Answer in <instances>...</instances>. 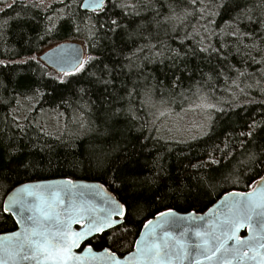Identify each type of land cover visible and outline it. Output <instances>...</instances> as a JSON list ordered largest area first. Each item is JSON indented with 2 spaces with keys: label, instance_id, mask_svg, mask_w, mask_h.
I'll return each instance as SVG.
<instances>
[{
  "label": "snow or ice",
  "instance_id": "snow-or-ice-1",
  "mask_svg": "<svg viewBox=\"0 0 264 264\" xmlns=\"http://www.w3.org/2000/svg\"><path fill=\"white\" fill-rule=\"evenodd\" d=\"M0 3L3 13L17 0ZM19 4L15 16L0 19V106L8 109L0 117V264H88L97 257L122 264L131 255L119 254L127 234L138 230L144 237L148 228L146 239L136 238V264H200L201 258L264 264V0ZM65 30L83 37L80 48L56 44L43 58L21 56ZM44 102L55 106L46 112ZM172 105L200 117L191 140L227 129L223 141L203 150L204 158L188 160L179 179L165 161L173 150L166 145L188 141L177 138L182 128L171 117L180 113ZM38 107L56 114V134L34 118ZM68 109L72 116L61 124ZM42 137L73 150L87 141L70 154L83 156L116 195L104 183L22 182V173L42 163L28 151ZM153 150L149 174L142 175L139 157ZM237 150V166L211 167ZM69 163L76 168L83 161ZM239 169L255 172L257 187L225 193L223 211L209 209L211 218L198 214L195 206L218 185L245 180ZM181 199L192 211L175 210ZM149 203L160 207L136 229Z\"/></svg>",
  "mask_w": 264,
  "mask_h": 264
},
{
  "label": "trees",
  "instance_id": "trees-1",
  "mask_svg": "<svg viewBox=\"0 0 264 264\" xmlns=\"http://www.w3.org/2000/svg\"><path fill=\"white\" fill-rule=\"evenodd\" d=\"M7 2L11 3V0H7ZM0 7H3V4L0 3ZM20 11V4L19 0H17V4L13 9H6L3 13H0V19H6L11 16H15L16 12ZM35 11V10H33ZM43 13L37 12V21H39L42 18ZM148 13H145V16H148ZM227 19V16H222L219 20V23H222L223 20ZM192 23H195V21H192ZM150 30H152L150 28ZM14 37L11 35V32L9 33V46H12V43L14 41ZM80 39L83 41L82 36H77L75 33L70 31H62L61 33L50 37L48 40H46L40 47L36 50H34L31 53L28 52H22L21 56L33 54L36 55L41 49L44 47H49L50 45L56 44L61 41L66 40H75ZM155 67V66H153ZM48 71L55 75L53 70L48 68ZM5 96L8 95V93H4ZM67 95V94H66ZM55 105L50 102H44L42 104V108L45 110L50 107H54ZM173 108L179 110L176 105H172ZM63 110V109H61ZM8 109L0 106V117L5 115L7 113ZM36 111V115L34 113V118L37 119L38 116H40L39 112L40 108L34 109ZM72 116L71 109H68L65 116H62V119H67ZM51 131V130H50ZM223 131H227V129H221L217 128L215 130V133L211 135V139L208 137H203L199 140H191L190 138H187V143H179V144H168L166 147H171L173 150L168 153L165 152V161L168 165H170V171L172 173V176L174 178L179 179L184 175L183 168L184 165L188 163L189 159H193L194 157L199 156L200 158H204V149L209 148L213 143H219L224 140V136L222 134ZM54 134H56V131H53ZM29 135L31 136L32 133L30 132ZM37 143V147L35 149L29 147L28 151H32L34 153H38L37 160L40 161L41 157L42 163L38 164V167L35 171L29 170L27 173H22L19 177V179L22 182H26L29 179L31 181L33 180H40V179H51L56 177H69V178H77V179H85V180H91V181H99L101 183H104L105 186L110 190L113 191V188H109L107 181L100 175V173L94 168L91 167L87 160L80 155L73 156L70 153L73 151L81 152L83 151V148L87 145V141L83 145H79V141H77L79 147L76 150L68 149L64 145L56 142L53 137H42L39 141H35ZM149 147H151V144H149ZM43 149V151H41ZM161 151H164V148H161ZM156 155L155 150H153L152 155H148L147 153L141 155L139 157V166L142 168L141 174L142 175H148V169L151 167L152 159ZM221 154L219 152L216 153V156L219 157ZM185 156H187V159H185ZM73 159H79L82 160L83 163L81 166L73 168L70 165V161ZM242 159V157L239 155V150H237V153L235 154L234 158L229 157L228 159L221 160V163L218 165H212V168L220 169L223 171H227L232 169L234 166H237V162ZM49 160L51 163L49 164ZM241 172L246 173L245 180L242 181L239 184H220L217 186L216 191L212 193L210 197L203 198L195 207L196 211L200 212L206 209L209 205H211L222 193L232 190V189H238V190H248L252 187L254 184L253 181H256L259 179V176H264V171H259V176L255 174V172L247 173L245 169H239ZM114 195H116V192L113 191ZM175 210L185 212L192 211V208H190L182 199L176 200L174 202ZM160 206L156 204L149 203L147 207L145 208L144 212L140 214V223L136 225V229H140L143 220L147 219L149 217H152L155 215V210H157ZM162 210V209H161ZM138 230H134L132 232H129L126 236V239L124 241V246L120 249V255L124 254L125 252L132 249L133 242L138 234ZM104 242L101 241L100 243L94 244V248H102L104 247Z\"/></svg>",
  "mask_w": 264,
  "mask_h": 264
},
{
  "label": "water",
  "instance_id": "water-1",
  "mask_svg": "<svg viewBox=\"0 0 264 264\" xmlns=\"http://www.w3.org/2000/svg\"><path fill=\"white\" fill-rule=\"evenodd\" d=\"M57 44H68V45H71L73 48H80L82 43L79 42V41H75V40H66V41H62L60 43H57ZM56 45V44H55ZM55 45H53L52 47H55ZM49 49V48H48ZM45 50L44 52H42L41 54H39L38 56H40L41 58H43V55L46 51ZM41 62L42 63H45V61L43 59H41ZM49 68L53 71H57V69L54 67V66H49ZM68 179H71L72 181H74L75 183H77L78 185L80 184H98V183H101L99 181H91V180H85V179H77V178H69V177H56V178H51V179H40V180H33V182L35 181H41V182H54V181H66ZM28 182V181H26ZM106 187V186H105ZM254 187H257V185L254 183L252 185V187L248 190H238V189H232V190H229V191H226L224 193H222L211 205H209L206 209H204L203 211H200V212H197L198 214L200 215H204L206 213L209 214V217L211 218V215L212 213H209V209H213V213H217L219 211H223V209L221 208V203H222V198H224L225 200L227 199L225 197V193H243V192H249L251 191L252 188ZM107 188V187H106ZM108 191H110L108 189ZM114 194V193H113ZM104 193L103 191H100L99 192V196H103ZM99 199V197H98ZM215 206V207H214ZM177 211V210H176ZM179 212L180 214H184V212H181V211H177ZM155 216V215H154ZM154 216L152 217H149L147 219H154ZM143 226V223L141 225L140 228H142ZM73 227H78L77 225H74ZM151 229L148 228V229H144V233H145V236L144 237H140V232H138L136 238L140 237L142 240L143 239H146L147 238V233L150 231ZM242 235H248L247 231L246 230H242ZM136 238L133 242V246H132V249H130L129 251L125 252L123 255H128L129 253H131V255H128V261H123L122 260V264H136V248L134 247L135 245V241H136ZM96 252H100L101 250H95ZM88 264H103V261L101 258L97 257L95 259H89L88 260ZM183 264H188V261H184ZM200 264H207V262L203 261L202 258L200 259Z\"/></svg>",
  "mask_w": 264,
  "mask_h": 264
},
{
  "label": "rangeland",
  "instance_id": "rangeland-1",
  "mask_svg": "<svg viewBox=\"0 0 264 264\" xmlns=\"http://www.w3.org/2000/svg\"><path fill=\"white\" fill-rule=\"evenodd\" d=\"M75 41H79L81 43H83L82 40L80 39H75ZM59 43V42H58ZM57 44V43H56ZM55 45V44H53ZM53 45H50L49 47H44L43 49H41L36 55L41 54L42 52H44L45 50H47L48 48L52 47ZM55 74L56 72L53 71ZM49 108L45 109V111L47 112ZM39 112L40 116L37 117V119H40L41 123L46 124L49 127V130L51 131H57V117L55 113H48L47 115H44ZM177 113H180V109L176 111ZM35 115H36V111H34ZM182 117V119H181ZM65 119H62V117H60V122L61 124L64 122ZM172 121H177L179 120L180 123V127L182 128V132L177 134V138H182V139H187L190 138L191 136L197 135L198 134V129L195 127V123L199 122L200 117L198 115H196L195 113H188L187 115L180 113L179 116H173L171 117Z\"/></svg>",
  "mask_w": 264,
  "mask_h": 264
},
{
  "label": "flooded vegetation",
  "instance_id": "flooded-vegetation-1",
  "mask_svg": "<svg viewBox=\"0 0 264 264\" xmlns=\"http://www.w3.org/2000/svg\"><path fill=\"white\" fill-rule=\"evenodd\" d=\"M95 250H101L102 248H94Z\"/></svg>",
  "mask_w": 264,
  "mask_h": 264
}]
</instances>
